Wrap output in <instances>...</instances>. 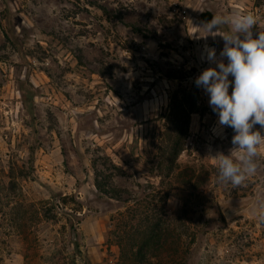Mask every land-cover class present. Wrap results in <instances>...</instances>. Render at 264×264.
<instances>
[{"label":"rangeland","instance_id":"obj_1","mask_svg":"<svg viewBox=\"0 0 264 264\" xmlns=\"http://www.w3.org/2000/svg\"><path fill=\"white\" fill-rule=\"evenodd\" d=\"M204 11L251 12L264 32V0H0V264H141L151 215L170 239L144 264H264V149L240 187L207 157L235 133L195 84L216 66L204 47L224 45L200 37Z\"/></svg>","mask_w":264,"mask_h":264},{"label":"clouds","instance_id":"obj_2","mask_svg":"<svg viewBox=\"0 0 264 264\" xmlns=\"http://www.w3.org/2000/svg\"><path fill=\"white\" fill-rule=\"evenodd\" d=\"M256 24L253 13L235 12L214 14L211 20L195 26L207 33L200 37L219 35L224 41L219 57L214 47H204L202 59L216 66L203 70L195 84L208 94L219 126L231 127L235 133L228 155L210 152L207 156L216 162L217 182L233 187L245 185L256 173L257 157L264 149V32L254 36ZM222 26L229 30L216 34ZM257 124L260 129L254 130ZM259 219L264 221V202L259 206Z\"/></svg>","mask_w":264,"mask_h":264},{"label":"trees","instance_id":"obj_3","mask_svg":"<svg viewBox=\"0 0 264 264\" xmlns=\"http://www.w3.org/2000/svg\"><path fill=\"white\" fill-rule=\"evenodd\" d=\"M214 14L211 13L210 11H204L200 14V20L202 22L211 20L212 16ZM31 90L27 89L25 92H23V105L25 109L29 112L32 122L30 123V128L33 131V133L36 135L37 129L36 125L34 124L35 121V115H34V109L32 105V99L29 97L31 96ZM182 134L181 132L178 134L176 141L173 143L170 149L169 157L171 160V163H175L181 154L183 150V143L181 141ZM35 150L31 149V156H34ZM101 187V192L105 194H109L107 191H102ZM157 215H151L146 218V223H144L145 226H143L142 230V237L140 239V243H134L131 246L136 245V251L134 252V248L131 247L132 252L135 254V258L138 259V261L141 264H144L145 262H148L150 258H154L156 256V252L163 250L165 246L168 244V241L170 239V227L169 225L166 224V222L163 220L162 216ZM126 227V226H125ZM76 226H73V231H76ZM75 244L77 242L75 241ZM120 244L122 245V242L120 241ZM127 260V253L124 249L123 246H121V260Z\"/></svg>","mask_w":264,"mask_h":264},{"label":"water","instance_id":"obj_4","mask_svg":"<svg viewBox=\"0 0 264 264\" xmlns=\"http://www.w3.org/2000/svg\"><path fill=\"white\" fill-rule=\"evenodd\" d=\"M251 203H244L242 205H230L223 211V215L227 221L242 216L249 212L251 209ZM73 238L76 239L75 231H73Z\"/></svg>","mask_w":264,"mask_h":264}]
</instances>
